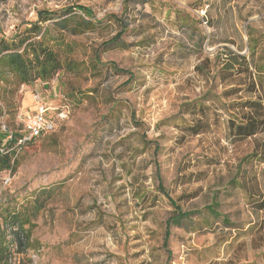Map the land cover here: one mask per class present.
<instances>
[{
    "label": "rangeland",
    "instance_id": "obj_1",
    "mask_svg": "<svg viewBox=\"0 0 264 264\" xmlns=\"http://www.w3.org/2000/svg\"><path fill=\"white\" fill-rule=\"evenodd\" d=\"M136 1L0 0V38L40 12L74 5L90 8L100 22L95 32L68 37L75 59L99 55L96 70L20 87L0 117L22 132L20 116L35 111L36 92L56 114L65 106L69 112L53 133L22 148L14 173L0 172V205L29 215L35 202L44 204L35 249L25 259L16 253L10 264H264L245 232L256 216L230 184L241 167L240 179H259L264 192V164L244 162L255 139L229 141L226 116L220 128L193 136L185 130L190 116L180 113L191 101L220 98L215 73L226 53L249 55L250 30L264 45V0ZM112 16L127 31L108 46L120 32ZM170 200L190 215L168 228L177 215Z\"/></svg>",
    "mask_w": 264,
    "mask_h": 264
},
{
    "label": "trees",
    "instance_id": "obj_2",
    "mask_svg": "<svg viewBox=\"0 0 264 264\" xmlns=\"http://www.w3.org/2000/svg\"><path fill=\"white\" fill-rule=\"evenodd\" d=\"M130 1L125 0V5L127 6ZM136 2L137 4L139 2L146 3L147 0H137ZM108 19H113L120 25L118 35L107 43L110 46L118 43L125 35L127 25L123 24V20L117 16ZM99 23L95 20V15L90 8L74 5L59 13L48 10L40 12L35 21L28 23L22 30H15L10 38L5 35L1 37L0 105L1 102L2 105L0 106V117L10 110L20 87L32 86L37 82L47 85L62 73L82 76L84 70H90V72H93V69L96 70L100 64L99 55L95 54L89 61L75 59L76 43L68 41V37L95 32L96 24ZM248 37L249 55H235L231 51L226 53L228 58L225 63L219 64L221 67L215 76L223 85L220 98L215 101L208 96L204 99L191 101L181 106L180 113L182 116H190V124L185 127V130L193 136L209 133L213 127L220 128V123L226 116L227 118L222 122L229 141L255 139V147L244 162L250 164L259 161L264 164V140L258 138L260 135H264V45L262 36L255 38L253 30L248 32ZM205 62L210 66L209 59H206ZM196 70L200 74L208 72L200 67ZM36 94L41 96L38 92L34 93V96ZM66 98L63 96L62 99H59L62 102H67ZM222 99L226 102L220 103ZM44 102L46 103L45 99ZM220 112H223L224 115L221 116ZM3 126L5 124L0 123V172L8 171L11 175L19 166V155L22 148L36 141L21 145L23 131L19 133L12 130L10 127L14 128L13 123L10 127L5 126L6 131L2 129ZM56 128L57 125L55 130ZM158 151L159 148L156 149V152ZM240 171L241 167L238 168L230 184L235 188H241L246 204L256 216L255 222L250 224L245 232L250 233L251 248L256 251V257L264 260V192L262 182L259 179H255V181L242 180L239 177ZM158 180L160 190L165 193L159 172ZM43 194L50 197L47 192H43ZM170 203L176 208L177 215L168 221V228L171 223L190 215L182 213L181 209L171 200ZM43 207V200H38L29 215H20L9 206L0 205V219L4 218L5 225L2 230L0 226V264H10L16 253L21 254L23 259L29 257V251L35 249L32 233L36 224L31 223V217L38 218ZM224 221L226 224L230 223L227 219ZM7 233L11 236L10 240L7 239Z\"/></svg>",
    "mask_w": 264,
    "mask_h": 264
},
{
    "label": "built area",
    "instance_id": "obj_3",
    "mask_svg": "<svg viewBox=\"0 0 264 264\" xmlns=\"http://www.w3.org/2000/svg\"><path fill=\"white\" fill-rule=\"evenodd\" d=\"M35 111L33 113H25L20 116V121L23 124V137L20 140L21 145L28 144L33 141H37L52 133L57 125L56 119H64L68 115V107L65 106L63 111L56 114V108L49 107L44 99L36 94L34 96ZM6 131L5 126L2 127ZM11 139V137H9ZM10 182V177L4 178V185Z\"/></svg>",
    "mask_w": 264,
    "mask_h": 264
},
{
    "label": "crops",
    "instance_id": "obj_4",
    "mask_svg": "<svg viewBox=\"0 0 264 264\" xmlns=\"http://www.w3.org/2000/svg\"><path fill=\"white\" fill-rule=\"evenodd\" d=\"M51 189H52V187H51V188H48L47 190H51ZM53 190H54V189H53ZM46 192H47V194L50 195V197H53V196H52V193H50V191H46ZM52 192H53V191H52ZM49 210H50V209H49ZM51 212H52V213H51V217H50V218H52L53 215H54V213H55L54 209H52ZM62 212H65V210H63ZM38 218H39V219H37V221H36V225L39 224V222L43 219V218H41V217H38ZM40 219H41V220H40ZM69 237H70V239H71V238L73 239V241H72L73 243H74V242H76V243L78 242V241H77V236H76L74 233H71V234L69 235Z\"/></svg>",
    "mask_w": 264,
    "mask_h": 264
}]
</instances>
